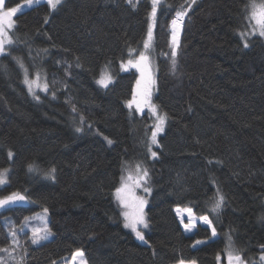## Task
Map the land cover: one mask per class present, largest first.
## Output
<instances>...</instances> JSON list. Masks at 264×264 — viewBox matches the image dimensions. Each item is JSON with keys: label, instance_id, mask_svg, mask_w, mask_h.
I'll use <instances>...</instances> for the list:
<instances>
[{"label": "trees", "instance_id": "1", "mask_svg": "<svg viewBox=\"0 0 264 264\" xmlns=\"http://www.w3.org/2000/svg\"><path fill=\"white\" fill-rule=\"evenodd\" d=\"M20 1L7 0L6 7ZM251 1L161 0L153 29L154 103L168 119L155 158L143 144L147 118L135 127L127 107L138 71L120 69L147 35L151 0L135 8L126 0H63L55 10L41 1L15 15L11 55H0V170L11 164L0 198L19 192L30 204L0 213V248L10 245L6 225L46 207L53 234L40 245L22 234L26 264L54 263L78 249L88 264H220L227 238L246 263L261 264L264 39L255 35L245 48L238 35ZM185 9L173 73L171 21ZM13 57L30 75L46 76L49 91L39 100ZM104 68L113 76L108 88L96 83ZM140 157L152 189L146 242L124 227L115 197L126 166ZM32 164L37 171H28ZM51 168L54 180L42 175ZM217 191L225 204L211 213ZM176 206L209 215L217 236L203 224L185 232ZM199 239L207 240L196 245Z\"/></svg>", "mask_w": 264, "mask_h": 264}, {"label": "snow or ice", "instance_id": "2", "mask_svg": "<svg viewBox=\"0 0 264 264\" xmlns=\"http://www.w3.org/2000/svg\"><path fill=\"white\" fill-rule=\"evenodd\" d=\"M63 0H46L48 6L55 10L59 5H61ZM126 2L133 8H135L139 2V0H126ZM195 3V0H192ZM41 0H27V5L32 6L33 4L39 5ZM5 0H0V55H11V52L8 51V46L13 45L14 41L12 40L11 36H9V30L14 28V16L17 15L22 10V5H18L17 7L8 8L4 10ZM161 5V0H151V12L149 13L150 19L152 23L148 26L147 32V39L144 42V49L145 52L150 49L151 41L153 38V29L155 27V20L157 17V10L158 6ZM190 8L191 5H188ZM255 8L256 6L253 5ZM187 14V9L184 11H177L175 13V18L171 21L172 27V36H171V43H172V50H171V58H172V65L171 71L175 73L177 67V48L179 47V40H178V32L182 26V22L184 17ZM252 18L255 19L256 25L259 26L258 35L260 37H264V4L259 6L257 11L252 12ZM256 34V28H253L252 33H240L241 38L244 40L243 47H249L247 39L250 35ZM46 51V50H45ZM145 52H141L138 59L134 62L133 60L127 61V66L135 67L140 72V78L137 79V90L133 93V97L131 100L127 101V106L129 109L133 108L135 105V111L139 113L144 112V108L147 106L150 109L152 116L154 117V124L152 125V131L150 136V142L148 145V151L151 153V156L155 158L157 153L152 151V145H157L158 140L157 136L159 133L164 131V125L168 119L167 113L161 114L158 111L156 105L151 104V93L149 91V86L153 83L152 75L150 71V66L148 64L149 57L145 54ZM13 59L17 60L19 66L24 71V80L23 83L27 86V90L29 94L33 96L34 99L39 100L40 97L36 94L35 87H42V90L47 92L49 91V85L44 83L42 86L38 83L40 75L37 72L35 79H30L28 70L25 68L24 64L19 60V58L13 57ZM77 67H80L77 64ZM122 67L125 65L122 63ZM96 83L103 88H108L113 83V77L110 73H102L100 78L96 80ZM55 93L53 92V97ZM73 112L76 111L75 107L73 106ZM83 116H81V121L83 122ZM82 129L77 128L76 131L80 132ZM109 144L113 142L105 137ZM9 158L13 156V153L9 151L8 153ZM126 170V169H125ZM8 169L0 170V185H5L7 183V174ZM29 171H37V168L34 165H29ZM55 168H51L46 174V178L55 179ZM135 172L136 175L133 176L130 172L127 176H121V184L120 187L115 189L116 196L118 199L119 204L123 207L124 211H122V216L124 218V227L129 228L132 232L135 233V236L141 240L145 241V236L141 228L147 229L149 227V222L146 219V214L144 212V208L148 201L143 197H138L134 193V189L136 188H143L144 193L150 194L152 189L147 187L149 177V172L147 168H143L140 164L135 165ZM27 197L19 192H13L10 195L0 198V209L6 208L10 205H15L18 202H25L27 201ZM225 204V197L222 194H219L217 191V195L215 200L210 208L211 213H219L222 207ZM129 209H131L129 211ZM188 214V223L184 224V229L186 232L192 231L196 227V219L194 218V213L191 208L185 209ZM48 209L45 207L43 208L42 214H37L35 217L32 216H25L19 228L14 224L6 225L9 228L8 235L11 238L12 245L15 248H19V241H18V233H25V229L29 228V224L31 221L39 220L41 225L40 227H30V242L32 245H40L41 242L47 241L49 237L52 236L51 229L48 226ZM203 224L207 225L211 228L212 236L215 237L217 235L215 227H213V221L209 218V215H203L198 218ZM181 223H184L183 217L181 218ZM205 241H197L196 244H202ZM264 249V246H261ZM14 251V249H13ZM13 251H10L9 248L4 247L0 248V252L7 253L9 258L15 262V264H24L25 256H20L17 258L13 255ZM224 252L226 253V260L227 264H245L243 257L238 253L234 252L231 249V245L227 247ZM26 255V250H25ZM79 257L80 264H87V261L84 259V252L82 250H78L73 254V264H75L76 258ZM217 260H220V254H217ZM261 264H264V252H262L260 256ZM0 264H8V261L5 260L3 257H0ZM55 264V262H54ZM179 264H185V261L181 260ZM189 264H196V261L193 260L189 262Z\"/></svg>", "mask_w": 264, "mask_h": 264}, {"label": "rangeland", "instance_id": "3", "mask_svg": "<svg viewBox=\"0 0 264 264\" xmlns=\"http://www.w3.org/2000/svg\"><path fill=\"white\" fill-rule=\"evenodd\" d=\"M41 1H45L46 2V0H41ZM262 4H264V0H253V1H251L250 3H249V5H248V8H247V14H246V19H245V22H244V24H243V27L238 31V35L240 36V33H252L253 32V28L255 27L256 28V34H254V35H250L249 37H248V39H247V42L249 43L250 42V40L252 39V37L253 36H255V35H258V30H259V26L258 25H256V21H255V19H253L252 18V12L253 11H257L258 9H259V6L260 5H262ZM18 5H22L23 7H22V10L21 11H23V10H25V9H28V8H30V7H32L33 5H35V4H33L32 6H28L27 5V0H23V1H20V2H18V3H16V4H14V5H12V6H9V7H5L4 8V10H7L8 8H13V7H17ZM253 5H255L256 7L254 8L253 7ZM14 19V18H13ZM12 30V29H11ZM11 30H9V32H8V34H9V36H11V34H10V32H11ZM180 31V30H179ZM178 35H179V32H178ZM171 36H172V32H171ZM241 37V36H240ZM263 39H264V37H262ZM147 39V35H146V37H145V39L143 40V42L139 45V46H137L136 48H134V49H131L130 51H129V55L127 56V58L124 60V61H122L121 63H120V69L122 70V71H125V70H130V69H135V70H137L138 71V79L140 78V72H139V70L137 69V68H135V67H130V66H127V61L128 60H133L134 62L138 59V57H139V55H140V53L141 52H145V49H144V42H145V40ZM178 40H179V37H178ZM243 40V39H242ZM244 41V40H243ZM152 52H153V38H152V41H151V47H150V49L149 50H147L146 52H145V54L149 57V61H148V64H149V66H150V71H151V75H152V80H153V83L149 86V91H150V93H151V104H153V105H156L155 103H154V94H155V71H156V67H155V60H154V57H153V54H152ZM122 63L125 65V67H122ZM26 68V67H25ZM22 72H23V78H24V71H23V69H22ZM110 73L109 72V70H107V69H103L102 70V72H101V74L102 73ZM28 74H29V78L30 79H35V76H36V74L35 75H30V73L28 72ZM100 74V75H101ZM111 74V73H110ZM39 75H40V78H39V81H38V83L42 86L44 83H47V78H46V76L45 75H43V74H40L39 73ZM112 76V75H111ZM113 77V76H112ZM100 78V76L98 77V79ZM34 88H35V91H36V94L38 95L40 92H45V91H43L42 90V87H35L34 86ZM137 90V84H136V89H135V91ZM133 97V96H132ZM132 97H131V99H132ZM130 99V100H131ZM129 101V100H128ZM128 107V106H127ZM129 109V108H128ZM159 111V110H158ZM160 112V111H159ZM129 113H130V117H131V119H132V121H133V124H134V126L136 127V126H138L137 124H141V122H142V120H141V118H147V124L146 125H148V126H150V130H149V132H147V135H146V137H145V139H144V147H145V149H146V151L149 153V155L151 156V153L148 151V145H149V142H150V136H151V131H152V125L154 124V117L152 116V114H151V112H150V109L146 106L145 108H144V112L143 113H139V112H136L135 111V105H133V108L132 109H129ZM161 113V112H160ZM161 114H163V113H161ZM166 124V123H165ZM164 127H165V125H164ZM160 134V133H159ZM159 134H158V136H159ZM158 136H157V140H158ZM155 147H156V145H152V151H155ZM152 157V156H151ZM12 158V157H11ZM139 159H142L141 157L140 158H138L136 161H134L133 163H130V164H128L127 166H126V170H124V174H122V175H124V176H127L128 174H129V172L133 175V176H135L136 175V172H135V165L136 164H140L143 168H144V165H143V163L141 162V160H139ZM33 165V164H32ZM2 169H8L9 171H8V174H7V182H8V180H9V174H10V170H11V164H8V165H6L5 167H3ZM1 169V170H2ZM38 170V169H37ZM28 171H29V167H28ZM48 171H46V173H47ZM45 172L44 173H42V175H44V174H46ZM45 176V175H44ZM44 178H46V176L44 177ZM46 179H48V178H46ZM120 184H121V182H120ZM0 186H2V185H0ZM118 187H120V185L118 186ZM134 193H135V189H134ZM135 195L136 196H138V197H143L144 199H148V194H146V193H144V191H143V188H141V193L140 194H136L135 193ZM115 197H116V199H117V196H116V192H115ZM117 201H118V199H117ZM119 203V202H118ZM146 206H147V204H146ZM146 206H145V208H144V212H145V214H146ZM187 208H191L192 210H193V208L192 207H190V206H176L175 207V211H176V213H177V215H178V217H179V220H180V222H181V218L183 217V220H184V223L182 224V226H183V228H184V224H186V223H188V214H187V212L185 211V209H187ZM131 209H129V211H130ZM42 212H43V208H38L36 211H34L33 213H30V214H28L27 216H32V217H35L37 214H42ZM193 213H194V218L196 219V227L199 225V224H203V222L202 221H200L198 218L200 217V216H203V215H198V214H196L195 212H194V210H193ZM47 217H48V215H47ZM146 219H147V214H146ZM23 221V220H22ZM22 221L20 222V223H18V224H15V226L17 227V229L19 228V226L21 225V223H22ZM48 222H49V217H48ZM203 225H205V224H203ZM33 226H36V227H40V226H42L41 225V223H40V221L39 220H33V221H31L30 222V224H29V228H26L25 229V232H28V236L30 237L31 236V232H30V227H33ZM48 226H49V228H50V225H49V223H48ZM195 227V228H196ZM195 228L192 230V231H194L195 230ZM141 230L143 231V233H144V230L145 229H143V228H141ZM185 230V229H184ZM8 231H9V229H8ZM192 231H190V232H192ZM52 232V231H51ZM186 232V231H185ZM216 233H217V231H216ZM22 234H24V233H18V241H19V248H15V246H13L12 245V242H11V238H10V245H8V246H5V247H7V248H9V250L10 251H13V249H14V251H13V255H15L17 258H19L20 256H25V262H24V264H26V255H25V250L27 249V246H26V244H25V237H24V235H22ZM53 234V233H52ZM135 234V233H134ZM144 236H145V234H144ZM217 236V235H216ZM211 237H213L212 235H211ZM50 238V237H49ZM207 239H199L198 241H206ZM141 241V240H140ZM142 242H146V239H145V241H142ZM197 242V241H196ZM232 242L230 241V240H228V238H227V245H226V248L227 247H229V245H231V249L232 250H234V252H238L235 248H234V246L231 244ZM196 245H199V244H196ZM4 248V247H3ZM78 250H81V249H78ZM78 250H76V251H74V253L75 252H77ZM83 251V250H82ZM74 253H72L71 255H66V256H64L60 261H55V264H73V254ZM262 254V253H261ZM261 254H260V256H261ZM260 256H259V258H258V261H260ZM0 257H3L5 260H7L8 261V264H9V262H11V263H14L15 264V262L14 261H12L10 258H9V256H8V254L7 253H4V252H2V253H0ZM84 259L86 260V258H85V255H84ZM87 261V260H86ZM184 261V260H183ZM192 260H188V261H185V264H189V262H191ZM180 262V261H179ZM179 262H177V263H174V264H179ZM220 264H227V260H226V256H225V262H223L222 261V258H220ZM49 264H54V263H49ZM75 264H80V259H79V257H77L76 258V260H75ZM88 264V263H87ZM196 264H198L197 262H196ZM245 264H248V263H246L245 262Z\"/></svg>", "mask_w": 264, "mask_h": 264}, {"label": "water", "instance_id": "4", "mask_svg": "<svg viewBox=\"0 0 264 264\" xmlns=\"http://www.w3.org/2000/svg\"><path fill=\"white\" fill-rule=\"evenodd\" d=\"M6 6H7V0H5L4 8H5ZM21 194H23V193H21ZM23 195H25V194H23ZM25 196H26V195H25ZM26 197H27V196H26ZM27 198H28V197H27ZM29 204H30V200L27 199V201H25V202H18L17 204L7 206L6 208H8V207H15V206H28ZM6 208L0 209V213H1L2 211H4Z\"/></svg>", "mask_w": 264, "mask_h": 264}]
</instances>
